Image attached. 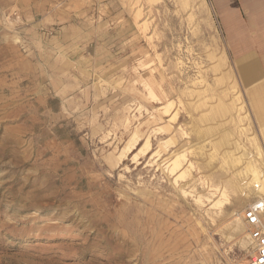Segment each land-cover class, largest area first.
<instances>
[{"label":"rangeland","instance_id":"rangeland-1","mask_svg":"<svg viewBox=\"0 0 264 264\" xmlns=\"http://www.w3.org/2000/svg\"><path fill=\"white\" fill-rule=\"evenodd\" d=\"M248 161L209 0H0V264H245Z\"/></svg>","mask_w":264,"mask_h":264},{"label":"crops","instance_id":"crops-1","mask_svg":"<svg viewBox=\"0 0 264 264\" xmlns=\"http://www.w3.org/2000/svg\"><path fill=\"white\" fill-rule=\"evenodd\" d=\"M209 1L238 74L253 125L264 135V0ZM226 21L231 22L228 27Z\"/></svg>","mask_w":264,"mask_h":264},{"label":"bare ground","instance_id":"bare-ground-1","mask_svg":"<svg viewBox=\"0 0 264 264\" xmlns=\"http://www.w3.org/2000/svg\"><path fill=\"white\" fill-rule=\"evenodd\" d=\"M257 1V0H256ZM255 1V2H256ZM254 2V3H255ZM253 3V4H254ZM258 4V3H257ZM257 4H256V6H257ZM259 5V4H258ZM255 6V7H256ZM223 9V8H222ZM231 9V8H230ZM221 11V10H220ZM223 13V12H222ZM232 16V15H231ZM228 17H229V15H228ZM235 17V16H234ZM236 18V17H235ZM232 19H234V18H231V20ZM234 22V21H233ZM238 23V22H237ZM226 24H227V27H228V24H231V22L229 23V21L227 22L226 21ZM235 25V24H234ZM241 25V24H240ZM231 26V25H230ZM229 26V27H230ZM226 27V28H227ZM234 26H232V28H233ZM231 28V27H230ZM237 28V27H236ZM229 31H230V29H228ZM236 30H238V29H236ZM233 32H234V30H233ZM233 34V33H232ZM229 36V35H228ZM255 90V89H254ZM253 93V92H252ZM251 93V94H252ZM150 94H151V97H152V99H155V100H157L158 98H157V96L155 95V93L154 92H150ZM255 95V94H254ZM257 96V95H256ZM255 96V97H256ZM253 97V96H252ZM258 99V98H257ZM262 99V98H261ZM264 99V98H263ZM263 99H262V101H263ZM171 102V101H170ZM256 103V102H255ZM254 103V104H255ZM264 104V103H263ZM171 105V104H170ZM169 105V106H170ZM256 106V105H255ZM259 107H261V106H259ZM165 108H167V107H165ZM164 108V109H165ZM177 110V109H176ZM156 113V112H155ZM259 113V112H258ZM263 113V112H262ZM157 114H158V112H157ZM177 114H179V113H177ZM156 115V114H155ZM216 115V114H215ZM261 117V116H260ZM264 118V117H263ZM177 119H178V117L176 116V115H174L173 117H172V119H170V121L171 120H173L174 122H176L177 121ZM164 120V119H163ZM162 122V121H161ZM173 123V122H172ZM169 125V124H168ZM128 127H129V125H128ZM127 127V128H128ZM167 127H169V126H167ZM171 129V128H170ZM161 131L162 130H164V129H160ZM167 130V129H166ZM169 130V129H168ZM167 130V131H168ZM146 131V130H145ZM152 131H154V130H152ZM134 132V131H133ZM164 132V131H163ZM162 133V132H161ZM153 135V134H152ZM161 135V134H160ZM139 137V136H138ZM138 137H136V135L133 137L132 136V140H131V143L126 147V149H125V151L122 153L121 152V156H120V161L122 160V159H125L126 158V154H132L133 155V158H131L132 160H133V162L134 163H139L140 162V159H141V156H148V153L150 152V150L152 149L151 148V141H150V139L148 138L147 140H146V142L144 143V145L139 149V148H137V147H139V140H138ZM144 139H146V138H144ZM157 139V138H156ZM173 140V139H172ZM170 141V140H169ZM153 147V146H152ZM172 147V146H171ZM174 147V146H173ZM120 149V148H119ZM117 150V149H116ZM139 150V151H138ZM134 151H137V153H134ZM158 151V150H157ZM154 152V151H153ZM155 154H156V152H155ZM177 154V153H176ZM152 155V154H151ZM159 155V154H158ZM174 155V154H173ZM154 156H156V155H154L153 154V157ZM160 156V155H159ZM149 157V156H148ZM163 157V156H162ZM176 157V156H175ZM151 158V157H150ZM170 158V157H169ZM168 158V159H169ZM181 158H185L184 156H178L175 160H172L171 161V163L169 164V170H171V171H169L172 175H174L175 177L180 173V175L177 177V179H184L185 177H186V175H188V170H185L184 172H182L183 171V169L181 170ZM143 159V158H142ZM157 159V158H156ZM158 160V159H157ZM144 161V160H143ZM164 161V160H163ZM149 162V161H148ZM151 162H152V160H151ZM153 163V162H152ZM161 163V162H160ZM159 163V165H161ZM165 163V162H164ZM238 163H240V161H238ZM247 163V165H246V169L249 171V173L251 174V177H250V182H248V184H252L253 185V187L254 188H256L255 189V192H257L259 195H260V199H263L264 200V173L262 174L261 173V171L258 169V164L256 165L255 163H253L252 161H248V162H246ZM147 164V163H146ZM157 164V163H156ZM168 164V163H167ZM166 164V165H167ZM125 165V164H124ZM137 165V164H136ZM151 165V164H150ZM146 166H148V165H146ZM153 166V165H152ZM155 166H157V165H155ZM162 166V165H161ZM163 167V166H162ZM153 168V167H152ZM164 168H166L165 166H164ZM189 168V167H188ZM127 170V169H126ZM158 170V169H157ZM124 174V173H123ZM165 174V173H164ZM170 174V175H171ZM241 176V175H240ZM229 179V178H228ZM233 179V178H232ZM235 179V178H234ZM230 180V179H229ZM244 180V179H243ZM241 182V181H240ZM245 182V181H244ZM176 183V182H175ZM248 184H247V186H248ZM240 186V185H239ZM241 186H242V184H241ZM209 187V186H208ZM243 187V186H242ZM241 187V188H242ZM222 188H223V186H222ZM244 190V189H243ZM146 192V191H145ZM185 192V191H184ZM183 192V193H184ZM212 192V191H211ZM239 192V191H238ZM112 193V192H111ZM220 193H221V196L223 197V198H225V200H226V203H231L230 202V196H229V194H228V192L226 191V189L225 190H220ZM242 193V192H241ZM245 194V193H244ZM220 195V194H219ZM134 196V195H133ZM259 197V196H258ZM250 198V197H249ZM119 202V201H118ZM241 220H242V218H241ZM239 228V227H238ZM248 229V228H247ZM126 245V244H125Z\"/></svg>","mask_w":264,"mask_h":264},{"label":"built area","instance_id":"built-area-1","mask_svg":"<svg viewBox=\"0 0 264 264\" xmlns=\"http://www.w3.org/2000/svg\"><path fill=\"white\" fill-rule=\"evenodd\" d=\"M248 227L250 254L245 264H264V200L259 199L243 212Z\"/></svg>","mask_w":264,"mask_h":264}]
</instances>
